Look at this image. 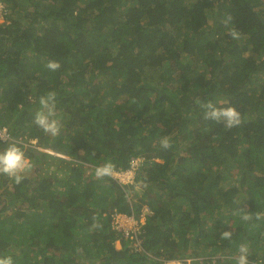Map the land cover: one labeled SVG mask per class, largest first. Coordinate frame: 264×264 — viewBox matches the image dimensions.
I'll list each match as a JSON object with an SVG mask.
<instances>
[{
	"label": "trees",
	"instance_id": "16d2710c",
	"mask_svg": "<svg viewBox=\"0 0 264 264\" xmlns=\"http://www.w3.org/2000/svg\"><path fill=\"white\" fill-rule=\"evenodd\" d=\"M0 3V151L16 142L32 163L19 184L0 174V258L236 264L245 244L249 264H264V0ZM22 72L31 81L9 95ZM50 91L56 136L34 123ZM209 101L234 107L241 124L205 120ZM135 159L133 185L95 176L106 162L125 170ZM144 207L136 249L111 216L137 219Z\"/></svg>",
	"mask_w": 264,
	"mask_h": 264
},
{
	"label": "clouds",
	"instance_id": "9594fccd",
	"mask_svg": "<svg viewBox=\"0 0 264 264\" xmlns=\"http://www.w3.org/2000/svg\"><path fill=\"white\" fill-rule=\"evenodd\" d=\"M231 20V17H228L224 23L227 25ZM229 35L232 39L236 40L240 38V33L233 29H230ZM60 64L57 61H49L46 67L50 71H56L60 68ZM224 105H227V101H222ZM39 104L41 107L40 111H37L34 118V123L39 127L43 132L56 136L60 132V124L57 119H55V109H56V93L48 92L46 95L39 98ZM201 108L203 109V118L205 120H212L218 123H223L226 128L237 127L241 124V114L231 106L219 107L217 104L212 103L211 101L207 103H202ZM30 146L35 144L28 143ZM161 147L167 150L171 147L170 141L167 137H164L161 142ZM40 152V151H39ZM51 157H56L59 159L68 160L62 154H58L54 151L42 152ZM32 167L31 161L26 157L25 150L22 145L17 144L16 142L8 143L6 147L0 151V174L6 175L14 180L16 184L21 183L24 179L25 173H27ZM129 168V167H128ZM127 168V169H128ZM126 170V169H125ZM115 172L114 166L111 162H106L102 166H99L95 169V176L98 179L104 178L106 176H112ZM136 171L133 177V183L123 186H130L134 184V178ZM111 178V177H110ZM116 182V181H115ZM117 183V182H116ZM119 185V184H118ZM145 208V207H144ZM143 210V209H142ZM141 210V212H142ZM243 218L245 220L252 219V216L249 214H244ZM255 218L259 219V216L255 214ZM112 228V225H111ZM113 229V228H112ZM114 230V229H113ZM116 231V230H114ZM119 233L118 231H116ZM222 239L230 240L232 238V233L229 231H224L222 234ZM248 247L245 244H241L238 250V256L236 259V264H249L248 262ZM0 264H13V259L11 256H5L0 258Z\"/></svg>",
	"mask_w": 264,
	"mask_h": 264
},
{
	"label": "built area",
	"instance_id": "2783aa9c",
	"mask_svg": "<svg viewBox=\"0 0 264 264\" xmlns=\"http://www.w3.org/2000/svg\"><path fill=\"white\" fill-rule=\"evenodd\" d=\"M0 139L2 141L7 139V131L6 129H0ZM140 165V159L131 160L129 168L126 170H115L114 174L110 176L114 181L117 182L120 186L132 184L133 177L135 171H137ZM143 214L151 215L150 210L145 207L142 210ZM145 215V216H146ZM136 218L134 216H127L125 214L114 213L111 216V225L112 228L119 233H121L122 237L125 239H134L132 242V246L136 249L140 248V241L137 240V234L139 232V228L141 225L136 223ZM180 261H169L165 264H179Z\"/></svg>",
	"mask_w": 264,
	"mask_h": 264
},
{
	"label": "rangeland",
	"instance_id": "374dc122",
	"mask_svg": "<svg viewBox=\"0 0 264 264\" xmlns=\"http://www.w3.org/2000/svg\"><path fill=\"white\" fill-rule=\"evenodd\" d=\"M3 14H5V7L0 3V23H3V21H4ZM31 78L32 77H30V75H24L23 72L21 74H18L14 79H12V81H13L12 86H13L14 89L10 88L11 93L9 95H14V93H15L14 90L18 89L19 87H23L25 89L27 81L28 82L31 81L30 80ZM9 85H11V84H9ZM0 93H4V88L0 89ZM29 142L32 143V144H35V140H30ZM36 150L40 151V152H48V150L44 146L39 147V146L36 145ZM49 154L51 155V153H48V155ZM54 158H56V157H54ZM28 174H29V171L27 173H25V175H28ZM145 215L146 214L141 213V215H139L138 218L135 219L136 223L138 225H143L144 224ZM115 246H116V248H120L119 242H116ZM179 264H191V261H190V259H188L187 261L181 262Z\"/></svg>",
	"mask_w": 264,
	"mask_h": 264
}]
</instances>
